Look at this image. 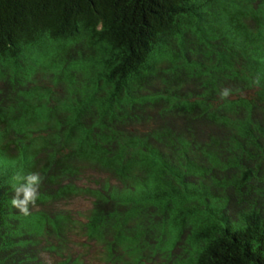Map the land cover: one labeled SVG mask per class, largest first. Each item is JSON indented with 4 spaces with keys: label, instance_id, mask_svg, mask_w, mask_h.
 <instances>
[{
    "label": "trees",
    "instance_id": "1",
    "mask_svg": "<svg viewBox=\"0 0 264 264\" xmlns=\"http://www.w3.org/2000/svg\"><path fill=\"white\" fill-rule=\"evenodd\" d=\"M0 264H264V0H0Z\"/></svg>",
    "mask_w": 264,
    "mask_h": 264
},
{
    "label": "clouds",
    "instance_id": "2",
    "mask_svg": "<svg viewBox=\"0 0 264 264\" xmlns=\"http://www.w3.org/2000/svg\"><path fill=\"white\" fill-rule=\"evenodd\" d=\"M228 90L222 92L223 96H227ZM13 196L11 205L24 215L29 214L30 205H34L40 196V186L42 177L38 172H17L12 177Z\"/></svg>",
    "mask_w": 264,
    "mask_h": 264
},
{
    "label": "rangeland",
    "instance_id": "3",
    "mask_svg": "<svg viewBox=\"0 0 264 264\" xmlns=\"http://www.w3.org/2000/svg\"><path fill=\"white\" fill-rule=\"evenodd\" d=\"M77 204H82L83 206H85L87 203H86V201L85 202L79 201Z\"/></svg>",
    "mask_w": 264,
    "mask_h": 264
}]
</instances>
